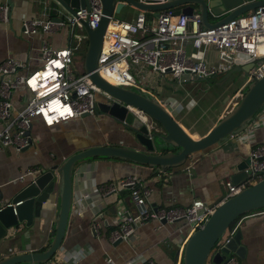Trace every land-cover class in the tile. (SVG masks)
Returning <instances> with one entry per match:
<instances>
[{
	"label": "crops",
	"instance_id": "obj_1",
	"mask_svg": "<svg viewBox=\"0 0 264 264\" xmlns=\"http://www.w3.org/2000/svg\"><path fill=\"white\" fill-rule=\"evenodd\" d=\"M12 1L9 19L0 20V60L15 56L26 64L21 70H32L42 65L40 48L43 42L53 48L72 45L76 46L73 49L72 66L76 72L84 71L86 37L74 33L68 24L52 31L39 30L33 34L23 31L24 18L36 15L64 17L65 13L52 0ZM181 7H176V10L181 11ZM130 9H135V12L128 16ZM139 11L135 7L128 8L120 16L123 15L122 19L133 20ZM155 17L154 12L147 16L151 22ZM215 18L209 16L211 21ZM188 47L191 48L189 44ZM206 59L223 68L233 66L223 60L221 52L213 47L206 49ZM148 75L142 79L146 90L141 92L146 91L148 93L145 94L155 98L175 100L177 106L172 114L193 137L207 132L232 108L233 101L230 100L232 96L236 97L244 82L238 83L232 93H227L228 89H225L226 93L217 99L206 98L210 88L207 83L206 90L200 89L197 92L185 83L188 79L179 82L173 78ZM197 79L200 78L195 77L194 80ZM196 85L199 86L198 83ZM17 96L18 92H15L13 98ZM30 135L32 143L28 147L16 150L8 146L0 150V189L6 198L22 183L24 179L18 176L29 167L47 169L81 149L98 144L139 146L131 131L120 120L104 112L85 113L50 126L44 125L37 117L33 120ZM257 142H264V108L233 134L191 153L184 162L166 170L114 156L79 159L72 169V202L65 232L61 245L51 259L59 264L67 261L74 264H108L106 257L110 256L117 264L136 263L146 258H153L158 264H171L173 261L181 264L183 247L190 234L189 224L182 219L160 223L151 218L137 225L127 238L112 240L111 232L121 217L126 211L134 212L135 207L128 190L124 192L120 189L102 195L99 185L128 174H136L150 188L148 201L154 207L187 205L193 198H201L212 204L226 194L225 178L232 180L236 165L246 159L249 148ZM28 175L33 178L32 174ZM245 178L242 176L241 182ZM58 209L59 194H52L43 203L40 215L35 217L31 225L21 223L3 237L0 241V258L12 253L45 249L52 237ZM97 221L101 224L98 230L94 227ZM234 226L240 229L241 243L246 247L244 257H238L240 264H264V213H245ZM77 247L84 249V252L76 250ZM205 264L216 263L207 259Z\"/></svg>",
	"mask_w": 264,
	"mask_h": 264
},
{
	"label": "built area",
	"instance_id": "obj_2",
	"mask_svg": "<svg viewBox=\"0 0 264 264\" xmlns=\"http://www.w3.org/2000/svg\"><path fill=\"white\" fill-rule=\"evenodd\" d=\"M87 4L88 7L79 6L75 9L74 14L66 12L62 20L37 15L24 18L23 31L26 34H33L39 30L52 31L66 24L73 28L81 26L80 19H88L89 25L95 28L102 16V2L87 0ZM9 11L8 2L1 1L0 20L7 21ZM75 47L68 45L53 48L43 42L40 48L42 65L32 70H21L26 64L15 56H7L0 60V150L8 146L16 150L28 147L32 143V137L26 131L37 117L44 125L50 126L85 113L98 112L97 93L104 95L108 93L92 81L88 72H76L71 68ZM208 47L255 62V65L249 68L236 97L232 96L230 100L233 101L231 106L233 107L243 95V86L264 75V5L210 27L202 24L198 10L186 13L171 8L162 9L153 22L141 9L133 20L122 19L118 14L112 13L109 15L103 35L96 71L108 82L125 87L131 85L138 91H144L146 88L142 79L149 72H156L163 77L170 73V77L179 82L218 73L221 70L220 65L209 63L206 59ZM15 92H18L16 99L13 98ZM157 100L171 113L177 106L173 99ZM125 106L134 114H141L136 106L129 103ZM246 161L245 171L249 176L240 183L226 177L227 192L222 200L250 184L252 178L258 180L264 177V142L251 145ZM44 170L38 166L29 167L20 173L18 178L23 179L25 175H35ZM123 188L128 190L135 211H126L121 217L111 232L112 240L119 237L127 238L137 225L151 218L157 219L160 223L164 220L182 219L189 224L191 233L204 225L216 206L206 203L201 198H193L187 205L154 207L148 201L150 188L136 174L101 183L99 192L107 195ZM5 204L10 202L7 201ZM255 211L264 213V207ZM100 226L99 221L95 222L96 230ZM234 230L235 226L229 233ZM75 249L84 252L80 247ZM106 261L108 264H117L110 256L106 257ZM43 264L59 263L50 258ZM62 264L74 263L67 261ZM129 264L158 263L153 258H146ZM223 264L240 262L238 256L231 253Z\"/></svg>",
	"mask_w": 264,
	"mask_h": 264
},
{
	"label": "water",
	"instance_id": "obj_3",
	"mask_svg": "<svg viewBox=\"0 0 264 264\" xmlns=\"http://www.w3.org/2000/svg\"><path fill=\"white\" fill-rule=\"evenodd\" d=\"M64 13L74 14L79 6L88 7L87 0H52ZM9 6L12 0H6ZM102 16L97 27L92 28L88 19H80L86 33L87 45L84 57V71L102 90L107 91L102 99H97L98 112L107 113L120 120L128 128L139 146L126 144H98L81 149L68 156L62 162L44 168L43 172L24 176L14 193L6 198L0 189V241L11 228L23 223L29 226L40 209L52 194H59V209L48 246L40 251L12 253L0 258V264H21L41 262L50 259L61 245L72 202V169L76 161L88 156H114L124 158L166 170L184 162L196 151L205 149L222 140L227 135L244 126L264 103V75L252 80L240 100L222 116L207 132L199 137L189 134L171 112L152 95L129 87L113 84L104 79L97 71V59L102 45L109 15L120 14L122 8L133 5L137 9L152 10L156 15L160 10L180 6L182 12L198 10L202 24L210 27L226 21L241 13L264 5V0H165L163 2H144L142 0H101ZM196 5L197 7H195ZM218 17L211 21L209 16ZM62 20L63 16L54 18ZM70 30L74 31V28ZM75 32V31H74ZM221 58L233 64L225 75L234 70H243L247 74L253 62L242 57H233L221 52ZM202 78V77H197ZM106 97V98H105ZM127 103L140 109L141 114H134L125 106ZM31 124L26 133H30ZM24 149V148H23ZM247 161L236 165L232 181L241 182V177H248L245 171ZM245 178V179H246ZM244 179V180H245ZM124 192L126 188L122 189ZM7 201L10 204H5ZM214 211L204 225L192 231L183 247L181 264H205L211 259L216 264H223L231 253L244 257L246 247L241 243V231L236 228L227 234L226 229L238 216L254 209L264 207V177L247 184L239 192L222 200L216 199ZM180 220V219H177ZM165 222V220L163 221ZM121 237L115 241H121ZM171 264H177L173 261Z\"/></svg>",
	"mask_w": 264,
	"mask_h": 264
},
{
	"label": "rangeland",
	"instance_id": "obj_4",
	"mask_svg": "<svg viewBox=\"0 0 264 264\" xmlns=\"http://www.w3.org/2000/svg\"><path fill=\"white\" fill-rule=\"evenodd\" d=\"M182 6H184V5H182ZM132 7H134V6L133 5H130V4L125 5L122 8V10H121V14H123L124 12H126V10L128 8H132ZM176 7H178V6H174V8L172 7L173 10H176ZM134 12H135V9H130L127 12V14H128V16H130L131 14H134ZM145 12L147 13V16H149V14L152 15V13H153L152 10H145ZM119 17L120 18L121 17L123 18V15L120 16V14H119ZM217 18L218 17H216L215 19H217ZM74 31H75L74 33H76V34L78 33L80 35L82 34V35H84L86 37L85 31L83 30V28H80V27L76 26L74 28ZM72 64L73 63H71V68L75 71V68L72 66ZM254 65H255V62H245V63L242 64V66H249V67H253ZM231 66L232 65H229L227 68H223L222 66H220L221 67V70L218 73L214 74V75L206 76V77H203V78H200V79H197V80H194L195 78H192L191 80L188 79V81L186 80L185 83L188 84V85H191L192 89L195 90V91H197V92H199L200 89L201 90L202 89L203 90H206V84L205 83H207V86H210V88L208 90L209 93L207 94L206 98L207 97L208 98H212V97L215 98L216 97L217 99H219L222 96V94H225L226 93L225 89H228L227 93H232L233 90L235 89V87L238 85V83H240L241 81L243 82L245 80V78H246V74H244L243 70H234L230 75H228V76L225 77V74L229 71V69H230ZM149 69H150V67H149ZM133 72L136 75L135 71H133ZM149 73H148L149 75L147 74L148 77H150V76H159V74L156 73V72H149ZM170 76H171V74L170 73H167L165 77L167 79H171L172 80V78ZM136 78L139 81V78L137 77V75H136ZM196 83H198V85H199L198 87H197ZM251 83H252V81L246 83L243 86V88H242V92L243 93L247 91V89H248V87L250 86ZM127 87L132 88V89H135L131 85H128ZM143 93H148V92L145 91ZM146 95H148V94H146ZM103 97H104V95H102L100 93H97V98L98 99H102ZM262 108H264V103L257 110V112L255 113V115ZM254 181H256V179L252 178L251 179V183L254 182ZM227 229H226V231H227Z\"/></svg>",
	"mask_w": 264,
	"mask_h": 264
},
{
	"label": "trees",
	"instance_id": "obj_5",
	"mask_svg": "<svg viewBox=\"0 0 264 264\" xmlns=\"http://www.w3.org/2000/svg\"><path fill=\"white\" fill-rule=\"evenodd\" d=\"M173 8H174V7H173ZM173 8L171 7V9H173ZM86 45H87V40H86L85 46H86ZM102 157H108V156L103 155ZM255 210H257V209L251 210V211H249V212H253V211H255ZM246 213H248V212H246ZM244 214H245V213H244ZM242 215H243V214H242ZM242 215L238 216L233 222H231V224L228 226L227 234H229V231L233 228V226L235 225L236 221H237Z\"/></svg>",
	"mask_w": 264,
	"mask_h": 264
}]
</instances>
